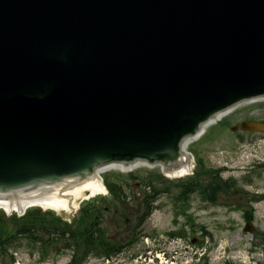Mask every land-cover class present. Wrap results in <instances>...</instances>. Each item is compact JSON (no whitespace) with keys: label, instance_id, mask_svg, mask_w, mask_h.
Wrapping results in <instances>:
<instances>
[{"label":"water","instance_id":"water-1","mask_svg":"<svg viewBox=\"0 0 264 264\" xmlns=\"http://www.w3.org/2000/svg\"><path fill=\"white\" fill-rule=\"evenodd\" d=\"M261 97L264 0H0V199L60 198L113 163L176 171Z\"/></svg>","mask_w":264,"mask_h":264},{"label":"rangeland","instance_id":"rangeland-1","mask_svg":"<svg viewBox=\"0 0 264 264\" xmlns=\"http://www.w3.org/2000/svg\"><path fill=\"white\" fill-rule=\"evenodd\" d=\"M245 117L264 119V102L243 105L225 117L228 119L209 127L203 137L189 145V150H192L198 161L194 171L203 169V163L208 168L226 167L222 172V179H237V189L231 197L221 195L211 202L202 199L196 192L182 201H174L178 189L173 186L170 192L160 193L155 197V211L139 226L138 241L129 245L120 259L108 262L103 257L92 254L82 264H136L137 259L144 261L160 250L176 256L178 263L175 264H264V200L253 203L254 231L244 230L247 223L245 209L249 208L250 199L259 194L264 195V133L251 134L240 129L233 132L230 127ZM239 135L243 137L240 138ZM135 171L138 176L130 181L127 191L135 198L132 206L137 210L140 204L138 198L142 192L152 190L150 187L145 188L143 179L151 172L158 173L161 170L140 167ZM115 175L117 178H126L127 172L120 169L102 172V177H106L109 183L115 181ZM191 176L164 178L166 181L177 182L185 181ZM163 186L158 184L159 188ZM104 197L89 202L104 208L110 206V194L107 193ZM83 206H87L85 202L82 203L81 207ZM0 212L11 215L3 208H0ZM81 214L79 209L75 213V221ZM124 223L121 219L118 226L112 220L110 210L103 212L101 226L109 237L113 235L118 242H125L127 238L128 242L133 237L132 231L127 230L129 225L124 227ZM179 232L182 235H178ZM39 252L37 245L28 238L19 236L0 252V264H11L13 253L15 264H68L72 253L64 251L52 254L55 253L54 250L43 260Z\"/></svg>","mask_w":264,"mask_h":264},{"label":"trees","instance_id":"trees-1","mask_svg":"<svg viewBox=\"0 0 264 264\" xmlns=\"http://www.w3.org/2000/svg\"><path fill=\"white\" fill-rule=\"evenodd\" d=\"M204 172L212 175L213 171L204 170ZM195 180L196 183L199 181L198 176ZM108 187L111 188L110 184ZM227 187H229L228 183H222L213 177L210 182V190L204 193L213 199L216 193L226 190ZM82 212L83 221L76 222L74 225L64 221L54 212H43L39 209L29 211L23 217L0 216L2 217L0 219V252L2 253L17 237L24 236L37 245L41 251L72 249L74 254L71 264H82L92 253L110 256L114 251L110 242L104 239L99 228H95V222L90 220L92 217L90 212L85 209Z\"/></svg>","mask_w":264,"mask_h":264},{"label":"bare ground","instance_id":"bare-ground-1","mask_svg":"<svg viewBox=\"0 0 264 264\" xmlns=\"http://www.w3.org/2000/svg\"><path fill=\"white\" fill-rule=\"evenodd\" d=\"M227 113H225L226 116ZM207 127L205 128V132ZM199 136L196 139L201 138ZM195 163L191 157V165L183 166L178 171L168 172V177L179 178L191 174L194 170ZM112 168L126 167H103L100 169L101 177L97 182L84 185L75 189H71L60 193V198L54 195H36L34 199H19V200H0V207L4 208L7 212H21L31 207L51 208L59 211L66 217H72L81 207V203L96 195L106 194L107 189L102 179V172Z\"/></svg>","mask_w":264,"mask_h":264},{"label":"flooded vegetation","instance_id":"flooded-vegetation-1","mask_svg":"<svg viewBox=\"0 0 264 264\" xmlns=\"http://www.w3.org/2000/svg\"><path fill=\"white\" fill-rule=\"evenodd\" d=\"M121 206H126L124 202H122L121 204H119ZM116 212L118 211V209L115 210Z\"/></svg>","mask_w":264,"mask_h":264}]
</instances>
